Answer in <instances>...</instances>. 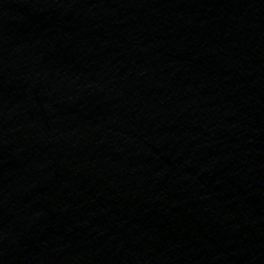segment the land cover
<instances>
[{"label": "water", "instance_id": "95a60500", "mask_svg": "<svg viewBox=\"0 0 264 264\" xmlns=\"http://www.w3.org/2000/svg\"><path fill=\"white\" fill-rule=\"evenodd\" d=\"M0 264H264V0H0Z\"/></svg>", "mask_w": 264, "mask_h": 264}]
</instances>
